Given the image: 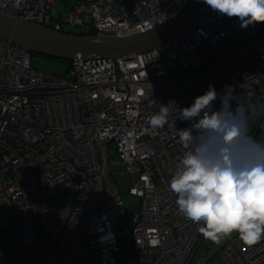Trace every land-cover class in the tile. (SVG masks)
<instances>
[{
    "label": "built area",
    "instance_id": "1",
    "mask_svg": "<svg viewBox=\"0 0 264 264\" xmlns=\"http://www.w3.org/2000/svg\"><path fill=\"white\" fill-rule=\"evenodd\" d=\"M187 1L0 0V13L65 32L64 21L82 25L87 12L88 34L124 36ZM31 55L0 35V264H264V238L247 246L233 233L216 244L178 213L168 186L183 154L174 127L190 122L171 111L163 127L150 125L161 105L187 107L210 84L264 102V22L241 28L206 4L191 29L129 57L69 60L49 73ZM114 169L128 172L139 200L122 229ZM119 235L132 239L125 260Z\"/></svg>",
    "mask_w": 264,
    "mask_h": 264
},
{
    "label": "clouds",
    "instance_id": "2",
    "mask_svg": "<svg viewBox=\"0 0 264 264\" xmlns=\"http://www.w3.org/2000/svg\"><path fill=\"white\" fill-rule=\"evenodd\" d=\"M214 11L240 20V27L264 22V0H204ZM231 85L217 93L213 85L180 107L161 105L150 118L163 127L171 111L189 121L175 129L183 154L168 181L178 213L213 243L237 233L247 246L264 238V131L259 138L252 126L264 129V102L235 95ZM219 99V108H213ZM160 105V104H159ZM174 126V123H173Z\"/></svg>",
    "mask_w": 264,
    "mask_h": 264
},
{
    "label": "water",
    "instance_id": "3",
    "mask_svg": "<svg viewBox=\"0 0 264 264\" xmlns=\"http://www.w3.org/2000/svg\"><path fill=\"white\" fill-rule=\"evenodd\" d=\"M205 6L204 0H188L183 8L159 26L124 36L61 32L0 13V35L30 52L56 59H87L95 54L129 57L191 29Z\"/></svg>",
    "mask_w": 264,
    "mask_h": 264
},
{
    "label": "rangeland",
    "instance_id": "4",
    "mask_svg": "<svg viewBox=\"0 0 264 264\" xmlns=\"http://www.w3.org/2000/svg\"><path fill=\"white\" fill-rule=\"evenodd\" d=\"M68 2H72L75 0H67ZM82 25H73L69 24L66 21H64L63 27L67 29H71L74 31H82V32H88L90 30V21L91 17L90 14L85 12L82 14ZM94 58H104L106 57L105 54H95L93 56ZM31 63L32 65L42 71L49 72V73H60L65 68V62L62 61H54L50 58H47L42 55L38 54H32L31 55ZM112 178L116 181L120 192L122 194L123 204L125 208V214L118 219V227L119 229L130 227L132 224V214L138 207V197L128 193V186L130 181V176L128 172L122 171L120 169H114L111 171ZM131 243L132 239L129 235H119L118 236V245L120 248L124 251V259L127 257L131 251ZM209 252H212L214 249V244L209 243ZM208 252V253H209ZM121 264H127L125 261H123ZM219 264H225L224 262H220Z\"/></svg>",
    "mask_w": 264,
    "mask_h": 264
},
{
    "label": "trees",
    "instance_id": "5",
    "mask_svg": "<svg viewBox=\"0 0 264 264\" xmlns=\"http://www.w3.org/2000/svg\"><path fill=\"white\" fill-rule=\"evenodd\" d=\"M65 32H68V33H72V34H88L91 32V29L88 31V32H82V31H74V30H71V29H65ZM32 54H35L32 52ZM39 55V54H38ZM43 56V55H42ZM46 57V56H45ZM47 58H50L54 61H62V62H65V68L69 65V60H62V59H56V58H52V57H47Z\"/></svg>",
    "mask_w": 264,
    "mask_h": 264
}]
</instances>
